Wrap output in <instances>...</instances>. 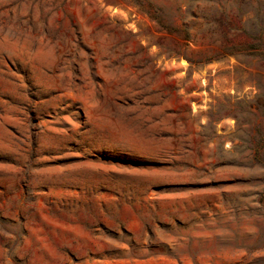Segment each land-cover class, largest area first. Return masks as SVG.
Masks as SVG:
<instances>
[{"label":"rangeland","instance_id":"obj_1","mask_svg":"<svg viewBox=\"0 0 264 264\" xmlns=\"http://www.w3.org/2000/svg\"><path fill=\"white\" fill-rule=\"evenodd\" d=\"M0 264H264V0H0Z\"/></svg>","mask_w":264,"mask_h":264},{"label":"trees","instance_id":"obj_2","mask_svg":"<svg viewBox=\"0 0 264 264\" xmlns=\"http://www.w3.org/2000/svg\"><path fill=\"white\" fill-rule=\"evenodd\" d=\"M211 60H213V59H211V58H210V59H206V61H205V62H210Z\"/></svg>","mask_w":264,"mask_h":264}]
</instances>
